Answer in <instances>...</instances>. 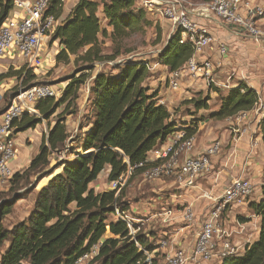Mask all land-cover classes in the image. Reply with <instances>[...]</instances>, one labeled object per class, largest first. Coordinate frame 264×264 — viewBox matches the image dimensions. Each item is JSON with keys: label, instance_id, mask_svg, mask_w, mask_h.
I'll return each mask as SVG.
<instances>
[{"label": "trees", "instance_id": "1", "mask_svg": "<svg viewBox=\"0 0 264 264\" xmlns=\"http://www.w3.org/2000/svg\"><path fill=\"white\" fill-rule=\"evenodd\" d=\"M188 1L209 3L213 0ZM137 3L138 0L103 1V19L112 29L108 34L98 16L99 5L93 0H79L52 34L51 43L58 42L62 48L55 57L56 64H69L74 57L76 65L81 66L69 76L59 99L49 98L35 105L47 121L62 106L65 110L50 129L48 146L43 144L30 167L22 174H15L9 191L0 194V264H75L100 241L103 242L100 255L91 264H148L145 251L153 247L149 238L142 234L132 238L126 222L116 217L117 210L126 213L130 208L129 203L123 201V193L118 196L116 191L96 193L90 185L107 170L106 178L111 183L126 175L130 167L135 168L132 175L142 174L144 169L136 166L145 162L180 125L188 135H195L194 125L201 121L196 119V113L209 111L211 99H191L187 104L195 109V113L190 114L193 119L190 124H179L175 111L172 113L161 104L159 92L152 91L145 83L149 78V62L127 59L115 64L122 55L119 50L122 43L145 35L152 27L147 11ZM14 7V0H0V30ZM45 15L59 20L63 15L62 0H50ZM157 29L156 41L159 42L161 32ZM101 36L112 41L111 54L103 53ZM192 55L193 48L181 44L180 33L176 31L158 54L157 61L172 73L181 69ZM96 63L115 65L111 70L105 67L92 78ZM87 84L90 117L71 139L65 116L74 114H68L69 110L77 106L79 92ZM212 89L218 93L220 105L217 111H209L210 119L225 120L259 104L257 91L244 82L225 96ZM41 122L25 114L14 122L15 132L34 129ZM259 127L264 145V118ZM66 147L74 159L49 168L50 156ZM58 168H63L62 172L39 190L27 218L8 228L4 220L26 197L19 191L21 182L31 175L41 176V179L51 177ZM250 209L261 219L258 240L247 246L243 254L225 257L222 264H264V172L262 198L258 203H251ZM152 264L158 261L152 259Z\"/></svg>", "mask_w": 264, "mask_h": 264}, {"label": "crops", "instance_id": "2", "mask_svg": "<svg viewBox=\"0 0 264 264\" xmlns=\"http://www.w3.org/2000/svg\"><path fill=\"white\" fill-rule=\"evenodd\" d=\"M34 1L35 0H14L15 7L10 13L5 25L14 24L23 14V7L30 5ZM93 1L99 5L98 16L102 19V27L110 34L112 29L108 27L107 21L103 19L104 0ZM78 2L79 0H63V15L59 19L60 22H63L70 15ZM137 6L139 7V0ZM147 14L148 20L152 22V27L149 29H156L158 32L157 28H159L161 32L160 43L158 42L160 49L157 50L156 54L153 56H150L151 53L149 54L147 52L129 56L135 61L149 62V78L145 83L152 91L159 92V102L170 110V105L175 98L169 94L173 91L169 89L164 90L165 84L163 81L167 79L168 82L171 72L169 73L167 68L157 61V56L173 34V28L171 22L165 20L158 14H151L148 12ZM151 17L155 19L153 20ZM192 17L201 25L207 27L216 41L203 54L197 55L196 59L198 61L211 60L217 64L218 69L211 81L191 79L188 77L184 78L178 91L183 87L186 90L199 89L198 92L205 89L206 95L210 94L212 101L210 102L212 103L209 109L210 112L217 111L220 105L218 99L219 95L212 88L217 89L221 96H225L230 89L235 88L240 82H244L249 88L257 91L260 100L259 104L250 111L239 113L225 120L205 118L194 125V127H196V146L195 149L190 152L189 156H199L204 152L207 146L216 141H219L222 146L221 153L213 160L214 171L212 174L198 179L194 187L189 189L180 188L174 181V178L167 177L153 181L151 188L153 190H150V197L153 196V193H155V196L151 200L144 201V204H139L138 200L128 201L127 199L129 196L123 197V201H128L130 205L126 214L131 212L133 214H146L149 217L147 221L149 222L148 229L150 230L147 237L150 241L159 240L156 244H153L151 251H145V253L149 255L147 258V260H149L147 261L148 264H152V259H156L158 264H163V261L167 257L172 256L176 251L192 250L210 210L229 185L238 178H246L249 180L254 185V194L249 201L229 206L224 212L222 237L228 239L231 245L236 248L237 254H243L247 246L252 245L258 240L261 230V219L254 215L253 211L250 209V204L258 203L262 198L264 145L259 124L264 118V81H259L258 74L254 70V64L251 60L252 55L250 54L254 52V54L256 53L258 55V59H263L264 47L261 48L254 45L253 41H256L252 38L251 40L253 41H246L247 43H251V45H246L247 49L245 54L238 59L239 66L241 65L242 68H244V72L239 71L234 78L233 76L229 77L227 68L223 69V65L226 64V61L222 62L223 59H228L229 56H222L220 54L219 44L226 43L225 41L232 37L237 39L240 38L236 33L230 31L235 29V27L215 19H208L199 14H193ZM259 25L264 30V20L260 21ZM225 26H229L230 30L227 31ZM100 43L104 54L112 53L106 52V49L104 50L106 47H113V43L109 38L101 36ZM161 43L163 44L160 45ZM261 43L264 44V41ZM60 50H62V48L58 42L51 43V38H43L40 50L41 63L39 68L32 71L27 70L26 63L19 55L14 52H9L7 54L0 64V73L2 74L0 77V94L2 95V98H0V114L10 105L17 85L23 83L24 86L31 87L42 84L36 82H39L43 76L54 68L56 65L55 57ZM73 58L74 57H71V61ZM151 59H155L154 62L150 63ZM118 62H120V60ZM118 62L115 64H119ZM99 65H101V63ZM97 73L99 72L95 71L92 78ZM259 74L264 76V64L261 65ZM44 83L50 84V82ZM63 87L60 88L61 91H64L66 86ZM83 88L85 91H89V87L84 86ZM215 99H218V102H214ZM80 102L81 99L78 100V105L80 109H82ZM209 111H205V115H207ZM200 113L202 112L200 111ZM34 118L42 122L34 129L25 132H15L14 134L17 157L11 162L10 166L15 174L24 173L30 167L33 159L39 154L42 145L45 144L48 146L47 139L55 121L49 122L44 120L38 111ZM68 123L69 122L66 121L68 132H70ZM180 127L181 125L176 133L171 135L166 142L156 147L154 151L148 155L149 163L157 161L156 151L165 149L168 146L169 140L175 134L185 132V130L180 129ZM185 127L188 128L190 125ZM185 156L186 154L182 157ZM108 172L107 170L106 173ZM55 175L57 174L54 173L52 176ZM101 175L97 181L101 179ZM126 180L127 183L120 193H122L125 188H128L129 191H135L136 185L139 182L147 181L143 176H126ZM97 181L90 185V188L94 189L96 193L113 191L111 182H109L108 185L106 184L107 186L105 188H101L96 186ZM9 188L10 182H0V194L7 193ZM31 210L32 209H30V211ZM30 211H28V213L18 214L19 211L17 212L16 208H14L16 218L10 215L4 222L6 221L8 223V228H10L14 224L22 222L27 218ZM187 211L193 212L195 216L194 221H185L184 216ZM133 231H135V228ZM136 231H139V229ZM220 245L221 243L219 242L216 249L217 253L221 251ZM141 249L142 247H140V250ZM222 261L223 258L216 255L211 260L198 264H222Z\"/></svg>", "mask_w": 264, "mask_h": 264}, {"label": "built area", "instance_id": "3", "mask_svg": "<svg viewBox=\"0 0 264 264\" xmlns=\"http://www.w3.org/2000/svg\"><path fill=\"white\" fill-rule=\"evenodd\" d=\"M49 6L50 0H35L23 7V14L14 24L3 25L0 30V64L9 52H14L26 63L28 71L39 68L43 38H51L61 23L55 16L45 15ZM139 6L148 13L158 14L171 22L173 33H180V43L193 48L192 57L181 69L169 76L167 86L173 92L180 89L186 77L211 81L218 69L217 64L211 60L196 59L197 55L203 54L216 41L209 29L192 17L193 14L224 22L257 42L264 41V30L259 25V22L264 20V0H213L209 3H192L188 0H139ZM227 50L225 44H219L222 56L227 55ZM1 75L0 73V77ZM62 94L63 91L56 90L49 84L31 87H26L23 83L17 85L10 105L0 114V182H11L15 175L10 166L17 157L14 122L25 114L35 117L37 103L49 98L58 99ZM195 146V135H188L187 132L177 133L169 140L165 149L156 151L157 161L149 163L147 158L136 168L144 169L141 175L147 181L172 177L180 188H192L198 179L212 174L213 160L222 150L221 143L216 141L207 146L199 156L191 157L189 154ZM184 154L186 156L182 157ZM129 170L132 175L135 168L130 167ZM126 183L124 175L118 181L112 182L111 187L118 195ZM253 194L254 185L246 178L233 181L207 215L194 248L190 251H176L167 257L163 264H198L209 261L216 255L224 259L237 254L236 248L228 239L222 237L223 214L229 206L249 201ZM116 217L126 222L132 233L134 227L131 226L129 216L117 210ZM184 218L186 222H192L195 216L192 211H187ZM219 242L221 251L217 253ZM102 245L101 241L93 245L75 264H91L99 257Z\"/></svg>", "mask_w": 264, "mask_h": 264}, {"label": "rangeland", "instance_id": "4", "mask_svg": "<svg viewBox=\"0 0 264 264\" xmlns=\"http://www.w3.org/2000/svg\"><path fill=\"white\" fill-rule=\"evenodd\" d=\"M153 20L155 19L154 17H151ZM166 20V19H165ZM225 29L228 31L230 30L229 26H225ZM233 33H236L237 36H239L240 38H229L227 39V41H225L226 43H222L225 44L227 47V56L228 59H223L222 62L226 61V64L223 65V69L227 68L228 73H229V77L233 76V78L238 74L239 71H243L244 72V68H242V66H239L238 63V59L240 58V56L244 55L246 52V45L250 46L251 43H247L246 41L251 40L250 37L241 34L238 30L232 29L230 30ZM229 31V32H230ZM157 40V31L156 29L154 30H148L147 33L143 36H134L129 40H126L125 42L122 43V45L119 47L120 52H122L121 57L118 58L116 62H118L120 60V62L118 63H122L124 61H126L127 59H130L132 57H130L131 55H137V54H142V53H151L150 56H153L156 54L157 50L160 49V46H158V41ZM253 41V40H251ZM257 42V41H256ZM253 41L254 45H257L261 48L264 47V44L259 42L256 43ZM160 43V42H159ZM163 43H161L160 45H162ZM106 49V50H105ZM104 50L108 53L113 51L112 47H106L104 48ZM158 54V53H157ZM130 55V56H129ZM252 55V61L254 64V70L256 71V73L258 74V78L259 81L263 80L264 81V76L259 74V70L261 68V65L264 64V58L263 59H258V55L254 52H251ZM236 56V57H235ZM155 59H151V62H154ZM263 60V61H261ZM100 63H96L95 66V71L100 72L101 70H103L105 67L107 68V70H111V68L114 65H109V63L104 64L101 63V65H99ZM112 64V63H111ZM77 66H81V65H76L75 63V58L72 59V61L69 64H56L54 66V68L48 72L45 76L42 77V79L39 80V82H36L38 84L42 83V84H47L44 82H50L49 85H52L56 90H60V88H62L63 86H67V79L69 78L70 75H74V73L77 71ZM105 70V69H104ZM94 74V72L92 73ZM169 74V73H168ZM169 76V75H168ZM167 76V78H168ZM228 76V75H227ZM163 83L165 84L164 86V90L168 89L167 86V79H165L163 81ZM209 84V83H207ZM88 85V84H87ZM86 87H89V85ZM261 85V83H260ZM58 86V87H57ZM259 86V83H258ZM63 87V88H64ZM90 90V88H89ZM88 91V90H87ZM85 91L84 88L81 89V92H79V99H81V106L82 109H80V106L78 105L77 102V106L76 107H72L69 110L70 114L71 112H74V114L72 115H66V121H68V128H69V134L71 136V138H74L75 135H77V133L79 132V129L84 126L86 124V118L90 117V113H91V103H90V95H89V91L87 92ZM199 89L196 90H186L183 88H181L180 91L178 92H170L169 94L172 95L175 99L174 101L171 103L170 105V111L172 113H174L175 111V119H177L179 124H182L181 122H185L187 124H190L191 120L193 118H191L190 114H194L195 113V109L192 105H188L187 103L191 100V99H198V98H207L210 97V94L206 95V90H202L201 92H198ZM9 97V96H8ZM59 99V98H58ZM212 102V101H210ZM214 102H218V99ZM212 103H210V106ZM169 109V108H168ZM65 110V106H62L60 109H58L57 113L50 118L49 122H54L57 120V116L61 113H63ZM202 113L198 112L196 113V119L197 120H203L205 118H208V115H205V111H201ZM69 147V146H68ZM68 147H66L65 150H63L60 153H53L50 156V166L49 168H53L54 166H56L59 162H64V161H72L74 159V155H70L69 149ZM62 172V168H58L55 171V174H59ZM106 171L101 175V179L99 181H97L96 186L97 187H101V188H105L108 185V180L106 179ZM125 176H142L141 174H134L131 175L130 174V170L128 168V172ZM53 177V176H51ZM51 177L48 178H44L41 179V176H37V175H31L29 176V178H26L23 182H21V185L19 187V191L20 193H25L26 197L24 200L20 201L19 203H17L15 205V208L17 210V212L19 211L18 214L21 213H28V211H30V209H32L35 198L37 196V193L39 192V190L44 187L45 185H47L48 183V179L50 180ZM99 179V178H98ZM143 181V180H141ZM153 182L150 181H143V182H139L136 185V189L135 191H129L128 188H125L122 193L125 197H128V201H133V200H138L139 204H144V201H148L153 199V197L155 196L153 193L150 197V190L152 188V184ZM107 184V185H106ZM140 186V187H139ZM34 187H36L34 189ZM114 191V190H113ZM144 193V194H143ZM149 193V194H148ZM121 194V193H120ZM117 196V195H116ZM13 199V198H12ZM128 201H125L127 204L129 203ZM32 206V207H30ZM129 216L130 219V223L131 226L135 228V231L137 229H139V231H130L129 227V234L131 235V237H135L137 235H144L147 236L149 233V229H148V224L149 222L147 220H149V217L144 214V213H138V214H133L128 213L127 214ZM13 218H16V213L13 212L12 213ZM8 223L5 221V225H7ZM14 224V223H13ZM157 241L159 240H155V241H150L152 244H156ZM149 257V255L147 253H145V258L147 260V258ZM149 261V260H147Z\"/></svg>", "mask_w": 264, "mask_h": 264}, {"label": "water", "instance_id": "5", "mask_svg": "<svg viewBox=\"0 0 264 264\" xmlns=\"http://www.w3.org/2000/svg\"><path fill=\"white\" fill-rule=\"evenodd\" d=\"M170 39V38H169ZM62 170H63V168H62ZM36 188V187H35Z\"/></svg>", "mask_w": 264, "mask_h": 264}]
</instances>
